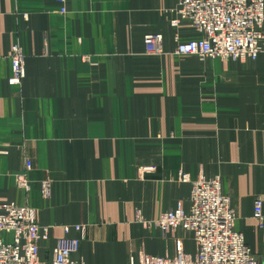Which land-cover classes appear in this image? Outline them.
Instances as JSON below:
<instances>
[{
	"label": "crops",
	"instance_id": "obj_1",
	"mask_svg": "<svg viewBox=\"0 0 264 264\" xmlns=\"http://www.w3.org/2000/svg\"><path fill=\"white\" fill-rule=\"evenodd\" d=\"M179 1L0 0V204L37 210L49 227L39 241L44 264L62 226L73 224L85 225L72 254L82 264H138L180 251L194 259L191 231L142 221L187 211L190 181L200 176L220 178L234 229L264 264V54H175L177 41L205 35L188 20L170 25ZM147 33L161 35L162 53L145 52ZM15 43L24 55L19 86L8 83ZM25 158L28 191L14 178ZM44 179L52 180L48 198ZM258 196L262 227L253 215Z\"/></svg>",
	"mask_w": 264,
	"mask_h": 264
},
{
	"label": "built area",
	"instance_id": "obj_2",
	"mask_svg": "<svg viewBox=\"0 0 264 264\" xmlns=\"http://www.w3.org/2000/svg\"><path fill=\"white\" fill-rule=\"evenodd\" d=\"M63 1V0H61ZM64 12L65 9L61 8ZM170 25L176 27L181 20L203 30L204 37L185 42L177 41L174 53L192 54L200 59L222 58L225 60L255 59L264 54V0H180L169 9ZM147 54L162 53V38L157 33L143 36ZM11 75L8 83L21 85L25 76L24 55L15 43L9 51ZM31 161L25 158L24 171L16 173L15 184L28 191L30 181L27 171ZM152 167H144L149 172ZM180 181H190L187 173L179 172ZM189 209L181 206L163 212L154 222L142 221L146 227L158 225L164 232L182 226L192 232L196 255L180 251L173 257L143 255L138 264H261L244 241L243 235L234 229V211L229 198L221 192L219 177L203 176L190 181ZM51 179L41 182V195L48 198ZM262 199H254L253 215L263 226ZM0 264H44L38 258L39 241L48 237V226L41 225L37 210L16 202L0 204ZM73 229L77 235L68 236ZM64 236L58 238L53 248L50 264H82L72 258L84 237V224L63 225ZM4 235H11L7 240ZM130 264H133L131 261Z\"/></svg>",
	"mask_w": 264,
	"mask_h": 264
},
{
	"label": "rangeland",
	"instance_id": "obj_3",
	"mask_svg": "<svg viewBox=\"0 0 264 264\" xmlns=\"http://www.w3.org/2000/svg\"><path fill=\"white\" fill-rule=\"evenodd\" d=\"M145 47V46H144ZM146 52V51H145ZM153 55H157V54H153ZM11 75V74H10Z\"/></svg>",
	"mask_w": 264,
	"mask_h": 264
}]
</instances>
